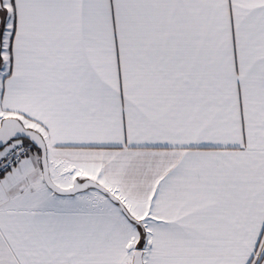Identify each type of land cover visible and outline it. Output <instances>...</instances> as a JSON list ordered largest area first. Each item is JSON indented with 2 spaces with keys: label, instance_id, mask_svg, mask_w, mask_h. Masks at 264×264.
<instances>
[{
  "label": "snow or ice",
  "instance_id": "snow-or-ice-1",
  "mask_svg": "<svg viewBox=\"0 0 264 264\" xmlns=\"http://www.w3.org/2000/svg\"><path fill=\"white\" fill-rule=\"evenodd\" d=\"M0 264H264V0H0Z\"/></svg>",
  "mask_w": 264,
  "mask_h": 264
}]
</instances>
